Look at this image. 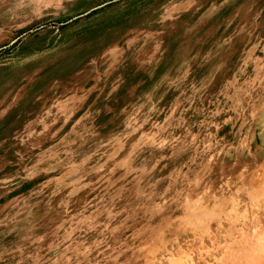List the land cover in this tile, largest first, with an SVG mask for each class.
<instances>
[{
  "label": "rangeland",
  "instance_id": "obj_1",
  "mask_svg": "<svg viewBox=\"0 0 264 264\" xmlns=\"http://www.w3.org/2000/svg\"><path fill=\"white\" fill-rule=\"evenodd\" d=\"M0 264H264V0H0Z\"/></svg>",
  "mask_w": 264,
  "mask_h": 264
}]
</instances>
